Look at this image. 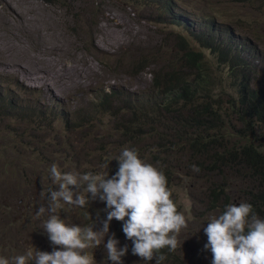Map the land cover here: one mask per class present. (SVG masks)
I'll list each match as a JSON object with an SVG mask.
<instances>
[{"label":"rangeland","instance_id":"1","mask_svg":"<svg viewBox=\"0 0 264 264\" xmlns=\"http://www.w3.org/2000/svg\"><path fill=\"white\" fill-rule=\"evenodd\" d=\"M67 3L70 1L0 0V95L5 97L11 93L16 98L19 96L23 105L32 104L39 113L35 121L46 124L34 127L27 119L0 116V224H4L8 212L13 220L5 225L17 227L13 239L22 238L20 249L15 253L10 252L12 242L3 241L6 244L3 252L10 261L28 251L51 252L58 247L51 244L44 231L42 237L47 236L48 243L36 241L41 233L35 230L29 236L35 240L27 246L24 238H28L29 232L21 228L31 222L33 228L43 229V222L49 218L48 213L38 218L37 212L41 206L47 207V194L56 188L50 175L51 161L63 150L81 148L94 153L92 156L100 160L105 158L106 150L98 148L92 137L99 126L94 117L99 103L95 95L101 93L102 85H115L122 92L148 89L151 70L160 68L175 56L173 45L177 38L174 35L165 37L168 31L185 34L178 24L162 26L157 23L151 14L155 7L146 2L129 5L128 0H75L73 8L79 11L74 9V13ZM177 3L175 9L182 14V9L187 11L197 22L198 30L211 26L213 20L221 36H226L223 31L237 27L235 33L239 40L256 47L258 54L264 56V2L244 0L235 4L232 0H177ZM93 10L100 15L94 18L89 13ZM238 18L252 28H238L240 26L235 25ZM88 25H94V30H85ZM165 42L164 50L155 52L154 47ZM210 52L209 49L206 54L211 56ZM133 53L149 54L153 58L146 71L137 68ZM259 72L261 76L256 79L262 78V71ZM253 82L259 87L261 81ZM221 89L235 95L230 84L222 86L218 83L215 91L219 93ZM89 116L96 118V126H67V121ZM29 126L35 131L27 129ZM186 149L182 143L174 146L171 153L164 154L155 148L154 154L162 158V162L151 163L149 148L139 156L164 172L178 210L188 218V227L177 236V258L166 257L160 264H211V252L203 247L207 242L203 228L209 218L220 215L228 204L246 202L244 189L257 190L254 178L235 169H210L211 165L205 162V167L194 171ZM40 151L47 155L40 156ZM81 158H71L73 163L63 167L80 174L90 172L84 162L78 161ZM57 167L62 172H71L60 165ZM105 169L104 175H108ZM93 203L105 208L104 202L96 200ZM93 209L98 210L97 207ZM58 212L79 223L89 220L69 205H64ZM114 232L124 236L125 244L131 249L132 242L126 239L122 224L116 226ZM109 234H112L110 230ZM123 245L120 243L119 246ZM87 251L94 256L95 264L102 263V258L92 249ZM125 260L128 264H156L155 260L143 262L132 255L131 250Z\"/></svg>","mask_w":264,"mask_h":264},{"label":"trees","instance_id":"2","mask_svg":"<svg viewBox=\"0 0 264 264\" xmlns=\"http://www.w3.org/2000/svg\"><path fill=\"white\" fill-rule=\"evenodd\" d=\"M69 1L70 3L66 5L74 13L75 0ZM238 1L244 0H232L235 4ZM259 1L264 2V0ZM137 2H146L155 7L151 14L162 26L178 24L184 30L185 34L168 31L165 36L174 35L177 38L174 41L169 37L174 41L175 56L169 58L160 68L151 70V85L146 90L122 92L115 85L107 87L103 84L99 90L101 93L95 95L99 103L94 117H97L99 126L92 137L93 143L97 144L98 148L106 150L105 158L100 160L85 148L66 149L51 163L63 167L73 163L71 158L82 157L78 161L84 162L90 172L104 175L107 173L105 169L107 168L108 178H111L118 170V161L114 158L118 157L126 147L136 149L139 156L149 148L151 163H154L155 160L162 162V158L154 154L155 148L164 154L171 153L174 146L182 143L187 147L185 151L189 155L192 168L196 166L201 169L207 162L211 165L210 169L224 168L230 171L235 169L249 178H254L257 181V190L246 188L243 194L247 195L242 197L253 205L254 212L260 218H264V56L258 54L256 47L239 40L235 33L237 27L223 31L226 36H221L213 20L211 26L198 30L197 22L187 11L182 9V14L180 10L175 9L177 0H128L129 5H135ZM89 13H92L94 18L100 15L96 10ZM247 23H243L240 18L235 21V25L240 26L238 28H252ZM94 28V25H88L85 30H94ZM165 46H167L166 42L154 47L155 52L163 51ZM209 49L211 56L206 54ZM133 57L137 59L135 65L142 72L146 71V67L149 68L153 59L149 54L147 56L141 53H133ZM260 70L263 74L262 78L256 79L261 76ZM134 72L139 74L138 71ZM254 80L257 83L261 81L259 87L254 85ZM218 83L222 86L224 83L230 84L235 89V95L222 89L217 93L215 87ZM0 97L1 118L10 116L27 119L29 125L34 127L46 125L41 120L35 121L36 116L39 115L36 108L32 104L20 103L19 96L16 98L15 95L7 93L5 97L3 95ZM81 109L82 106L76 110L75 116ZM94 117L73 119L67 121V126L94 127L97 125ZM104 117L108 120L105 121ZM30 128L35 131L31 126L27 129ZM36 149L39 151V146H36ZM41 155L47 153L40 151ZM63 168L65 171H71L66 167ZM94 207L101 209L100 205L93 202L89 209L73 207L83 217L89 218L84 223L62 215L60 218L67 224L87 227L93 223L92 217H96L97 210L93 209ZM6 215L4 224H0V230L3 232L0 234V257L8 258L3 252L6 248L3 241H11L13 247L10 252L15 253L20 249L19 242L22 238L13 239V232L17 227L13 224V227L5 225V222L10 224L13 220L8 212ZM100 216L106 217L103 212ZM8 218L10 219L7 220ZM122 223L113 219L110 223V233ZM22 227L29 232L26 235L28 238H24L27 240V246L35 240V238L29 239L34 230L41 233L36 241L48 243L47 236L42 237L43 229L33 228L31 222L30 225H22ZM95 227L99 229L102 225L98 223ZM115 234L120 243L125 244L124 236ZM106 241L107 239L105 243ZM92 251L102 258L101 264H111L107 259L106 250H103V244ZM32 254L35 255L36 252ZM161 254L168 259L177 258V251L171 252L167 248L163 249ZM127 256L128 254L122 258L125 264H128L125 260ZM106 259L107 261L103 262Z\"/></svg>","mask_w":264,"mask_h":264},{"label":"clouds","instance_id":"3","mask_svg":"<svg viewBox=\"0 0 264 264\" xmlns=\"http://www.w3.org/2000/svg\"><path fill=\"white\" fill-rule=\"evenodd\" d=\"M114 159L118 170L111 178L93 172H62L53 164L50 175L56 188L49 190L47 207L41 206L37 217L49 214L43 230L58 247L51 252L38 250L35 256L28 252L11 261L0 257V264H95L87 250L102 244L111 264H123L129 246H119L114 232L109 235L113 219L123 222L122 231L132 242L131 253L141 260L155 259L160 264L166 258L163 249L175 252L177 236L188 227V218L178 210L166 175L141 159L134 148H124ZM193 170L199 168L193 166ZM96 200L104 202L105 208L97 210L91 225L67 224L60 218L58 210L64 205L89 209ZM101 212H106L105 218ZM98 223L102 227L96 229ZM203 231L207 236L203 247L211 252V264H264V218L251 203L226 205L220 215L209 218Z\"/></svg>","mask_w":264,"mask_h":264}]
</instances>
